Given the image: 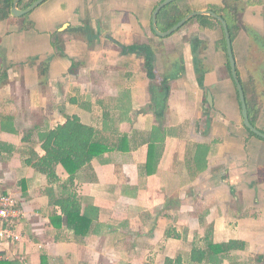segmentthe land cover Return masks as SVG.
<instances>
[{
    "label": "crops",
    "instance_id": "crops-1",
    "mask_svg": "<svg viewBox=\"0 0 264 264\" xmlns=\"http://www.w3.org/2000/svg\"><path fill=\"white\" fill-rule=\"evenodd\" d=\"M164 1L48 0L0 20V195L26 212V240L7 262L264 264V139L244 126L223 27L210 18L161 38L153 15ZM177 2L237 14V73L264 134V0ZM135 45L153 50L156 79L145 57L124 53ZM72 119L107 151L76 177L40 170L43 137ZM66 191L82 213L98 210L84 239L58 222ZM233 242L208 261L209 244Z\"/></svg>",
    "mask_w": 264,
    "mask_h": 264
},
{
    "label": "trees",
    "instance_id": "trees-1",
    "mask_svg": "<svg viewBox=\"0 0 264 264\" xmlns=\"http://www.w3.org/2000/svg\"><path fill=\"white\" fill-rule=\"evenodd\" d=\"M15 0H0V20H4L11 16V10ZM37 0H31L26 7H29ZM188 10L184 11L180 9L179 2H175L166 8H164L158 16V27L161 31L165 32L175 25H177L187 14ZM228 16H222L228 24V28L233 37V31L231 28V22L229 17H236L237 14ZM212 19L207 17H196L190 20V22L198 21L204 23L210 22ZM189 22V23H190ZM126 54H137L143 56L146 59L147 69L149 77L154 80L156 76L154 74L153 61L154 52L146 45H135L124 50ZM169 87L166 84L163 93L167 95L169 93ZM248 114L250 122L254 127L256 118L259 113V102L254 98H246ZM252 135V134H251ZM97 140V141H96ZM43 148L46 151V156L41 159L36 167L46 172L48 169L56 168L58 165H62L66 172L71 177H76L78 172L93 161L94 158L99 157L107 151L103 142L96 137V132L93 129L83 126L78 120H69L65 127L60 132H50L43 137ZM200 157H197V164H204L206 168L205 158L203 161H199ZM54 201L55 199L52 198ZM62 202V217L58 218L60 224L64 223L66 229L72 231L76 238L84 239L88 237L94 227V223L97 217L98 210L94 206H89L85 212L82 213V200L76 194L71 192H64L61 197ZM237 247V243L213 245L209 244L208 248V261H215L216 257L222 255ZM45 261V260H44ZM1 264H15L11 262H2ZM42 264H45L44 262Z\"/></svg>",
    "mask_w": 264,
    "mask_h": 264
},
{
    "label": "water",
    "instance_id": "water-1",
    "mask_svg": "<svg viewBox=\"0 0 264 264\" xmlns=\"http://www.w3.org/2000/svg\"><path fill=\"white\" fill-rule=\"evenodd\" d=\"M46 1H48V0H37L29 8H27L25 10H21L19 8V3L21 2V0H15L13 7H12V14L15 17H22L25 15H28L29 13H31L33 10H35L37 7H39L40 5L45 3ZM177 1L178 0H165L156 8L154 15H153V30H154V32L156 33L157 36H159L161 38H166V37L173 35L178 30L182 29L187 23L190 22L191 19L196 18V17L207 16L209 18H212V19L218 21L222 25L224 33H225V39H226V43H227V53L229 56L231 71H232L233 79L236 83V86H237V89L239 92L240 101H241L242 113H243V118H244V126L255 136L264 139V134L260 130H258L256 127H254L252 125V123L250 122V119H249L248 108H247V103H246V95H245L243 86L240 82V79H239V76L237 73L236 62H235L233 50H232V40H231V35H230V31H229L227 22L224 20V18L222 16H219L218 14H216L213 11L192 12V13H189L188 15H186L177 25H175L171 29L163 32L158 27V16L164 8H166L167 6L173 4Z\"/></svg>",
    "mask_w": 264,
    "mask_h": 264
},
{
    "label": "built area",
    "instance_id": "built-area-1",
    "mask_svg": "<svg viewBox=\"0 0 264 264\" xmlns=\"http://www.w3.org/2000/svg\"><path fill=\"white\" fill-rule=\"evenodd\" d=\"M23 202L14 194L0 195V264L10 259L13 246L18 247L26 240L21 231L26 217Z\"/></svg>",
    "mask_w": 264,
    "mask_h": 264
},
{
    "label": "rangeland",
    "instance_id": "rangeland-1",
    "mask_svg": "<svg viewBox=\"0 0 264 264\" xmlns=\"http://www.w3.org/2000/svg\"><path fill=\"white\" fill-rule=\"evenodd\" d=\"M204 152L203 151H200L199 152V155L203 156Z\"/></svg>",
    "mask_w": 264,
    "mask_h": 264
}]
</instances>
